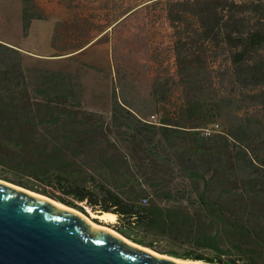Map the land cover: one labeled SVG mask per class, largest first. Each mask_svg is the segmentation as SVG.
<instances>
[{
  "label": "trees",
  "instance_id": "1",
  "mask_svg": "<svg viewBox=\"0 0 264 264\" xmlns=\"http://www.w3.org/2000/svg\"><path fill=\"white\" fill-rule=\"evenodd\" d=\"M164 4L180 90L156 124L114 94L107 114L82 108L71 73L24 65L0 41V179L86 215L116 214L113 229L156 250L146 236L195 249L159 250L173 257L264 264V0ZM227 111L238 120L213 143L199 129Z\"/></svg>",
  "mask_w": 264,
  "mask_h": 264
},
{
  "label": "rangeland",
  "instance_id": "2",
  "mask_svg": "<svg viewBox=\"0 0 264 264\" xmlns=\"http://www.w3.org/2000/svg\"><path fill=\"white\" fill-rule=\"evenodd\" d=\"M31 1L43 17L31 14L27 0H0V41L21 51L24 65L71 73L80 86L82 108L107 114L114 94L141 119L153 115L156 124L162 107L170 111L179 102L166 0ZM154 86L163 89L164 97L152 98ZM244 103L248 115L262 116V109ZM223 116L204 127L211 129L205 136L212 137L213 143L228 138L227 119L238 120L229 111ZM260 141L264 148V134ZM154 241L158 250H195L165 235ZM197 251L206 256L210 252Z\"/></svg>",
  "mask_w": 264,
  "mask_h": 264
},
{
  "label": "water",
  "instance_id": "3",
  "mask_svg": "<svg viewBox=\"0 0 264 264\" xmlns=\"http://www.w3.org/2000/svg\"><path fill=\"white\" fill-rule=\"evenodd\" d=\"M18 187L0 179V264H194L175 263L167 258L170 255L134 242L108 222L74 208L157 255L132 246L48 200L53 199Z\"/></svg>",
  "mask_w": 264,
  "mask_h": 264
},
{
  "label": "bare ground",
  "instance_id": "4",
  "mask_svg": "<svg viewBox=\"0 0 264 264\" xmlns=\"http://www.w3.org/2000/svg\"><path fill=\"white\" fill-rule=\"evenodd\" d=\"M14 187H17L16 185H13ZM19 188V187H18ZM26 192H31V193H33L32 191H28V190H25ZM51 203H56V204H59V205H61V206H64V207H66L67 209H69V210H71L72 212H74L76 215H78V216H80L81 218H83V220H85L87 223H91V224H93V225H96V226H98V227H102L103 229H106V230H108V231H110L111 233H113V234H115V235H117V236H119L120 238H121V236L120 235H118L116 232H114L112 229H110V228H108V227H105V226H102V225H98V224H95V223H93L86 215H84L83 213H81V212H79V211H77V210H75L74 208H70V207H68V206H66V205H64V204H62V203H59V202H57V201H54V200H50V199H48ZM115 215L116 214H113V213H110V212H101V213H99V214H92V216H96V217H98L99 219H101V220H103V221H106V222H111V221H114L115 220ZM121 239H123L125 242H127V243H129V244H131L132 246H135V247H138V248H142V249H144L145 251H148V252H151V253H153V254H155L153 251H151L150 249H148V248H145V247H142V246H140V245H136V244H134V243H131V241H129V240H127V239H125V238H121ZM155 255H157V254H155ZM159 256H163V257H166L165 255H159ZM168 259H170L171 261H173V262H175V263H180V262H191V263H194V264H209V263H206V262H204V261H201V260H192V259H189V258H187V259H183V258H178V257H172V256H170V257H167Z\"/></svg>",
  "mask_w": 264,
  "mask_h": 264
},
{
  "label": "built area",
  "instance_id": "5",
  "mask_svg": "<svg viewBox=\"0 0 264 264\" xmlns=\"http://www.w3.org/2000/svg\"><path fill=\"white\" fill-rule=\"evenodd\" d=\"M149 118H150L149 120H145V121L150 122V123H155L153 115H149ZM210 131H211V129H209V128H203L202 129V134L209 135ZM140 202L144 203L145 202V198H141Z\"/></svg>",
  "mask_w": 264,
  "mask_h": 264
},
{
  "label": "crops",
  "instance_id": "6",
  "mask_svg": "<svg viewBox=\"0 0 264 264\" xmlns=\"http://www.w3.org/2000/svg\"><path fill=\"white\" fill-rule=\"evenodd\" d=\"M84 45H85V44H84ZM73 51H74V50H72V51H70V52H73ZM70 52H68V53H70ZM154 239H155V238H151V237H149V236L144 238V240L151 241V242L154 241ZM154 242H155V241H154ZM154 242H153V243H154Z\"/></svg>",
  "mask_w": 264,
  "mask_h": 264
},
{
  "label": "flooded vegetation",
  "instance_id": "7",
  "mask_svg": "<svg viewBox=\"0 0 264 264\" xmlns=\"http://www.w3.org/2000/svg\"><path fill=\"white\" fill-rule=\"evenodd\" d=\"M192 230H193L192 232H195V228H193ZM185 232H186V231H185ZM185 232H184V233H185Z\"/></svg>",
  "mask_w": 264,
  "mask_h": 264
}]
</instances>
